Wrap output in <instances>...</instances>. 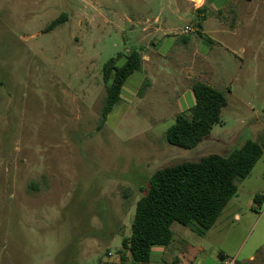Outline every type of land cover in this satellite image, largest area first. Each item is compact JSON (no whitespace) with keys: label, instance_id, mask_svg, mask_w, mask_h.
Masks as SVG:
<instances>
[{"label":"rangeland","instance_id":"374dc122","mask_svg":"<svg viewBox=\"0 0 264 264\" xmlns=\"http://www.w3.org/2000/svg\"><path fill=\"white\" fill-rule=\"evenodd\" d=\"M133 50L166 92L135 71L102 124L103 65ZM196 82L227 106L183 149L165 133ZM247 140L264 145V0H0V264H130L121 243L151 175ZM237 190L204 236L178 225V264H264V156Z\"/></svg>","mask_w":264,"mask_h":264},{"label":"trees","instance_id":"16d2710c","mask_svg":"<svg viewBox=\"0 0 264 264\" xmlns=\"http://www.w3.org/2000/svg\"><path fill=\"white\" fill-rule=\"evenodd\" d=\"M62 22V16L56 18L46 31ZM121 58L123 63L117 65ZM141 69L142 55L137 50L118 53L103 65L106 100L101 110L102 124L119 102L126 79ZM191 91L195 102L189 115L177 114L165 133L170 145L183 149L201 143L213 126L221 123V111L227 106L225 95L205 83H194ZM262 156L264 145L247 140L227 155L207 154L158 168L149 178L146 193L135 204L130 235L121 243V261H126L127 253L130 264H146L153 246H168L172 241L173 222L204 236L237 193V181L248 177ZM254 201L260 204L262 196L257 195Z\"/></svg>","mask_w":264,"mask_h":264},{"label":"crops","instance_id":"0c3cea01","mask_svg":"<svg viewBox=\"0 0 264 264\" xmlns=\"http://www.w3.org/2000/svg\"><path fill=\"white\" fill-rule=\"evenodd\" d=\"M124 61V59H123ZM156 62L153 58L150 56H143L142 55V73L146 76V83H145V88L147 90H153V92L158 91L157 88L159 87V92L160 94H165V86L162 82L159 83L157 78L155 77L153 70L156 68ZM155 90V91H154ZM140 98H144V96H140ZM163 104L165 103L164 101L162 102ZM160 105V103H158ZM165 105V104H164ZM177 115V114H176ZM176 117V116H175ZM246 179V178H245ZM242 179V180H245ZM239 190V189H238ZM238 190L237 193L231 198V200L228 202L224 210L222 211L221 215L218 217L217 221H219L222 216L225 215V213H233L235 212L239 206H240V198L238 196ZM250 197L247 196L246 199V204L245 206L250 205ZM235 219H239V215L237 213L234 214ZM133 219V217H132ZM216 221V222H217ZM132 223V221H131ZM179 223L173 222L171 224V232L172 235H174L176 232L181 231V226H178ZM215 225V224H214ZM131 227V226H130ZM173 238V236H172ZM200 251H202L201 248H199ZM128 255V254H127ZM180 256H183L182 252L180 251L179 255H176L174 252V249L169 248V246H153L151 249V256L149 261L146 264H178L180 262ZM130 257V256H129ZM250 260H253V257H250ZM225 261V258L221 260V264Z\"/></svg>","mask_w":264,"mask_h":264},{"label":"built area","instance_id":"2783aa9c","mask_svg":"<svg viewBox=\"0 0 264 264\" xmlns=\"http://www.w3.org/2000/svg\"><path fill=\"white\" fill-rule=\"evenodd\" d=\"M222 264H238L236 257H231L225 260Z\"/></svg>","mask_w":264,"mask_h":264}]
</instances>
